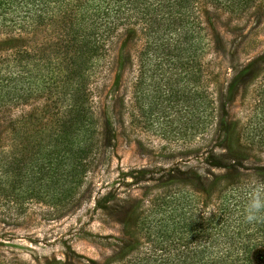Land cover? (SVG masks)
Wrapping results in <instances>:
<instances>
[{
	"label": "trees",
	"instance_id": "16d2710c",
	"mask_svg": "<svg viewBox=\"0 0 264 264\" xmlns=\"http://www.w3.org/2000/svg\"><path fill=\"white\" fill-rule=\"evenodd\" d=\"M209 12L231 33L256 18L264 32V0H0L1 223H19L31 206L57 219L84 196L105 141L98 98L122 35L142 41L118 104L126 140L143 150L162 142L165 156L212 141L221 82ZM227 149L264 155L263 68L242 86ZM257 189L264 171L218 175L205 188L152 186L123 223L130 243L103 264H262L264 217L243 219Z\"/></svg>",
	"mask_w": 264,
	"mask_h": 264
},
{
	"label": "rangeland",
	"instance_id": "374dc122",
	"mask_svg": "<svg viewBox=\"0 0 264 264\" xmlns=\"http://www.w3.org/2000/svg\"><path fill=\"white\" fill-rule=\"evenodd\" d=\"M216 13L205 24L213 37L221 88L216 132L209 144L187 154L165 156L162 142L152 140L143 150L127 141L118 118L119 98L135 75L142 41L122 35L115 46L107 81L98 98L105 141L90 186L79 203L60 218L47 220L31 206L19 223L0 222V257L15 264H103L130 243L123 223L144 192L168 180H190L205 188L222 174L264 171L260 159L239 158L227 149L228 131L239 117L242 86L250 74L264 69V32L252 19L242 31L231 33ZM1 131V130H0ZM153 146V147H151ZM264 264V261L262 262Z\"/></svg>",
	"mask_w": 264,
	"mask_h": 264
},
{
	"label": "clouds",
	"instance_id": "9594fccd",
	"mask_svg": "<svg viewBox=\"0 0 264 264\" xmlns=\"http://www.w3.org/2000/svg\"><path fill=\"white\" fill-rule=\"evenodd\" d=\"M262 217H264V192L257 189L248 196L243 219L246 223H253L258 222Z\"/></svg>",
	"mask_w": 264,
	"mask_h": 264
}]
</instances>
